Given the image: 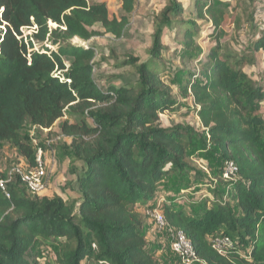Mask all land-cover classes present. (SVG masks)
I'll list each match as a JSON object with an SVG mask.
<instances>
[{"label":"trees","instance_id":"16d2710c","mask_svg":"<svg viewBox=\"0 0 264 264\" xmlns=\"http://www.w3.org/2000/svg\"><path fill=\"white\" fill-rule=\"evenodd\" d=\"M121 7L124 15L117 18L105 2L0 0V144L11 145L33 166L35 148L22 134L24 123L51 132L68 111L76 122H62L59 131L71 139L65 148L78 199L75 215L57 195L27 196L22 185L23 190L9 184L10 199L0 193V264H35L26 254L38 238L63 240L56 252L58 264H83L89 258L157 264L146 240L145 204L165 178L194 171L187 162L190 135L180 126L159 125L161 116L174 110L161 56L174 21L183 56L198 66L180 71L181 96L198 106L197 116L209 136L206 143L220 152L222 162L234 163L237 177L221 185L231 195L215 194L216 201L191 215L167 202L163 216L204 264H264V83L244 72L255 62L250 55L219 54L228 18L223 6L196 0L195 19L189 15L180 22L186 8L167 0L153 18L148 59L128 56L120 63L132 69L135 83L108 84L102 90L94 80L95 49L71 41L103 35L121 39L134 0H121ZM197 21L212 27L215 44L201 64L194 40ZM25 28H34L26 39ZM44 43L56 50L34 49ZM251 44L250 53L264 54V33ZM8 173L4 170L0 179ZM220 236L232 241L224 257L210 243Z\"/></svg>","mask_w":264,"mask_h":264},{"label":"rangeland","instance_id":"374dc122","mask_svg":"<svg viewBox=\"0 0 264 264\" xmlns=\"http://www.w3.org/2000/svg\"><path fill=\"white\" fill-rule=\"evenodd\" d=\"M186 11L178 17V21H185L190 17L195 19L193 8L196 0H177ZM210 1V0H209ZM92 2V1H89ZM109 12L117 18L123 14L120 0L104 1ZM211 3L223 6L227 13V19L223 25L225 36L221 40L219 54L240 57L241 55L252 57L255 62L254 68L245 67L248 76L258 78L257 81L264 83V54L254 55L249 52L251 42L264 33V0H211ZM167 4V0H134V10L129 15V25L125 28L121 39L116 40L110 35L92 38L87 42L78 39L71 44L82 47H93L96 52L94 64V80L97 86L105 90L108 84L115 86L134 84L136 76L129 66H121L120 63L130 56L144 62L148 59L147 51L151 43L153 31V18ZM177 21V22H178ZM173 29L167 32L163 40L162 60L166 63L164 82L171 87L174 98L173 112H167L161 116L159 125L162 128L180 126L189 134L187 144V162L194 169L187 176L172 175L160 183L159 194L156 195V205L159 199H163V205L167 202L174 203L187 215L208 202L216 201L215 194L231 195L230 189L221 185L225 181L221 178L222 156L218 150L206 143V134L197 123L196 112L191 99H185L180 93L182 81V69L196 70L197 64L189 63L187 56H183L180 47L182 36L177 29L178 25L173 22ZM197 21L198 32L194 37L195 46L198 48V61L203 63L206 56L215 46L212 37V27L208 23ZM56 25L49 23L50 28ZM102 31L100 28H97ZM34 28L22 29V36H31ZM48 47L51 51L56 50L47 43L34 44V49ZM113 56V58L111 57ZM68 64V62H66ZM199 65V64H198ZM75 123L76 119L65 111L64 117L57 121L51 132L40 130L32 126L28 121L24 123L22 134L28 138L33 146L35 141L43 151V159L49 163L45 179L46 189L41 197L51 198L52 195L61 197L68 203L76 215L78 199L74 187V176L70 172V158L68 147L71 139L60 135L59 127L62 122ZM34 148V146H33ZM24 159L9 144H0V173L4 170L13 169L18 165H24ZM11 183L16 189L23 190L16 179ZM28 196L29 194L25 192ZM231 203V208L234 209ZM144 217V216H143ZM147 244L153 252L157 264H180L177 257L172 254L166 235L158 232L152 222L144 217ZM150 235V236H149ZM149 236V237H148ZM63 240L38 238L34 246L27 252L29 261L35 264H58L56 252ZM89 248L95 251L92 244ZM83 264H109L104 260L86 259ZM193 264H204L195 262Z\"/></svg>","mask_w":264,"mask_h":264},{"label":"built area","instance_id":"2783aa9c","mask_svg":"<svg viewBox=\"0 0 264 264\" xmlns=\"http://www.w3.org/2000/svg\"><path fill=\"white\" fill-rule=\"evenodd\" d=\"M190 94V90H188ZM193 103V102H192ZM193 108L196 112V119L199 127L206 134V139L209 140V136L206 129L201 125L200 120L197 116L198 106L193 103ZM208 143V141H207ZM35 148V161L33 166L27 164L18 165L13 167L8 173L6 179H0V193L6 198L10 199V192L8 191L9 184L12 183L13 179L18 180L20 185H22L25 191L33 196H40L46 189V175H47V163L43 159V151L38 147L35 141H32ZM237 177V167L232 161H224L222 166L221 178L225 182L233 181ZM156 197H154V201ZM163 199H159L156 205L153 202L149 203L144 211L143 215L146 217L158 232H163L166 235V240L170 247V251L175 255L180 262V264H193L199 262L196 258L193 246L184 236V234L178 230L170 227L164 216H163ZM212 249L215 250L220 256H225L227 250L232 247V241L227 236H220L210 241Z\"/></svg>","mask_w":264,"mask_h":264},{"label":"crops","instance_id":"0c3cea01","mask_svg":"<svg viewBox=\"0 0 264 264\" xmlns=\"http://www.w3.org/2000/svg\"><path fill=\"white\" fill-rule=\"evenodd\" d=\"M88 2L89 1H92V2H89V3H98V2H104V1H109V0H87ZM106 4V3H105ZM120 4H121V0H120ZM106 6H107V4H106ZM108 8V7H107ZM122 8V7H121ZM122 15H124V13L122 14ZM121 15V16H122ZM263 53H259V54H257V55H262ZM245 67H249V68H254L255 66H245ZM244 72L247 74V72H246V69H244ZM251 77V76H250ZM254 81H256V80H258V78H256L255 76H254V78L253 77H251ZM257 82H259V81H257ZM261 83V82H260ZM262 114H263V118H264V101L262 102ZM56 124V123H55ZM55 126V125H54ZM54 126L52 127V129L54 128ZM52 131V130H51ZM49 132V131H48ZM70 144V143H69ZM47 168L49 169V163L47 162ZM157 194H159V192L157 193ZM156 194V195H157ZM156 195H155V197H156ZM54 195H52V197H53ZM154 201V198L151 200V201H148L146 204H145V206H147L149 203H151V202H153ZM147 236V235H146ZM150 236V235H149ZM148 236V237H149ZM147 240V239H146ZM149 245V244H148ZM148 248H149V246H148ZM150 250V249H149Z\"/></svg>","mask_w":264,"mask_h":264}]
</instances>
